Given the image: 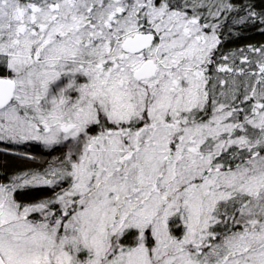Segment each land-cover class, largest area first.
Returning a JSON list of instances; mask_svg holds the SVG:
<instances>
[{
	"label": "snow or ice",
	"instance_id": "1",
	"mask_svg": "<svg viewBox=\"0 0 264 264\" xmlns=\"http://www.w3.org/2000/svg\"><path fill=\"white\" fill-rule=\"evenodd\" d=\"M264 0H0V264H264Z\"/></svg>",
	"mask_w": 264,
	"mask_h": 264
},
{
	"label": "trees",
	"instance_id": "2",
	"mask_svg": "<svg viewBox=\"0 0 264 264\" xmlns=\"http://www.w3.org/2000/svg\"><path fill=\"white\" fill-rule=\"evenodd\" d=\"M251 41H258V40H264V37L260 36L259 34H253L250 37Z\"/></svg>",
	"mask_w": 264,
	"mask_h": 264
}]
</instances>
